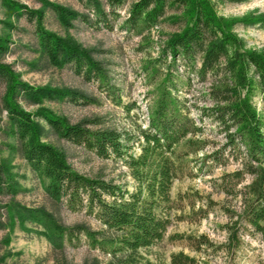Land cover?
Returning <instances> with one entry per match:
<instances>
[{
    "label": "trees",
    "instance_id": "obj_1",
    "mask_svg": "<svg viewBox=\"0 0 264 264\" xmlns=\"http://www.w3.org/2000/svg\"><path fill=\"white\" fill-rule=\"evenodd\" d=\"M40 1L43 4L40 9H31L18 0H0V3L12 15L35 21L40 47L53 65H71L86 80L97 81L102 90L115 98L116 104H122L120 95H116L118 87L93 51L70 33L61 36L44 25L46 8L56 13L67 30L73 27L74 20H88L89 16L50 0ZM85 1L97 17L116 13V8L126 2L108 0L109 11H106L101 0ZM169 10L176 12L170 16L171 20L183 24L169 35L159 55L148 65L155 81L161 80L156 83L155 96L148 105V122L138 133L108 126L93 128L89 120L72 122L46 107L36 113L27 111L19 103L22 97L35 103L68 99L93 104L97 99L74 88L25 83L20 73L4 60L10 50L11 36L0 32V83H5L2 104L9 122L3 132L19 140L31 168L41 179L48 180L46 190L54 200H65L74 211L85 210L102 228L93 229L83 223L66 226L45 208L14 200L6 204L11 225L18 222L23 229L36 230L56 249L78 245L85 236L92 248L110 255L107 264H165L156 263L141 251L162 242L172 224L175 181L198 174L199 170L191 165L235 162L241 168L223 173L215 183L226 195L242 198V212L232 213L230 221L223 225L228 232L226 243L215 244L208 235L200 234L188 236V246L200 253L226 252L228 262L234 264L235 257L249 245L245 233L259 234L264 243V109L259 110L254 102L259 95L264 104V51L246 48L233 30L237 21L246 25L264 24V14L227 19L218 15L210 0H136L124 26L131 31L151 29L167 17ZM5 25L10 29L15 26L10 19ZM195 79L202 85L200 98L204 101L201 107H196L197 117L192 115L189 97L181 95L179 89L183 85L189 88ZM124 107L130 111L133 105ZM39 119L62 139L83 146L103 159L121 160L132 177L131 188L127 182L76 170L64 150L43 140L45 127ZM208 123L221 134V142L214 143L205 137L213 130L207 127ZM136 144L137 153L133 151ZM248 176L252 180L244 184ZM20 188L9 160L0 157V191L16 195ZM209 210L199 207L193 213L203 219ZM170 264L209 263L182 250L171 255Z\"/></svg>",
    "mask_w": 264,
    "mask_h": 264
},
{
    "label": "rangeland",
    "instance_id": "obj_2",
    "mask_svg": "<svg viewBox=\"0 0 264 264\" xmlns=\"http://www.w3.org/2000/svg\"><path fill=\"white\" fill-rule=\"evenodd\" d=\"M18 1L31 9L43 8L40 0ZM50 1L74 8L89 16L88 20H74L73 27L67 30L56 13L51 8H46L44 25L48 30L61 36L70 33L85 48L93 51L94 56L108 69L111 82L118 87L116 95H120L122 104H116L115 98L102 90L97 81L86 80L76 73L71 65L65 67L53 65L40 47L35 21H29L25 16L18 18L15 14L12 15L11 11L0 3V32L9 33L11 36L10 50L4 60L20 73L25 83L37 87L74 88L97 99L93 104L74 103L68 99L62 101L45 99L35 103L22 97L19 103L31 113L46 107L68 117L72 122L89 120L93 128L108 126L138 133V129L148 122V105L155 96L153 90L156 83L161 80L158 78L155 81L150 75L148 65L159 55L169 35L181 29L183 23L174 22L170 18L176 12L169 10L167 17L151 29L131 31L124 26V21L136 0H126L124 5L116 8V13H108L105 17H97L85 0ZM101 1L106 11H109L108 0ZM210 1L218 15L227 19L264 14V0ZM8 19L15 25L13 29L5 25ZM233 30L243 39L246 48L264 51L263 23L246 25L242 21H237ZM189 88L186 85L179 86L181 95L189 97L188 104L191 106L192 115L197 117L196 107H201L204 103L200 98L202 85L195 79ZM4 91L5 83L1 82L0 157L9 160L12 173L21 188L16 195L0 191V264H107L111 259L110 255L92 248L85 236H82L78 245L68 244L63 249H56L44 236L35 232L36 230L23 229L18 222L11 225L6 204L14 200L26 206L45 208L66 226L83 223L93 229L102 228L99 221L85 210L74 211L67 206L65 200L61 202L54 200L46 190L48 180L41 179L31 168L21 152L19 140L3 132L9 125L7 112L2 104ZM254 102L259 110L264 109L259 95L254 98ZM126 104L133 105V108L127 111L124 107ZM38 121L45 127L43 140L64 150L68 162L76 170L89 176L113 179L120 183L127 182L131 188L132 177L121 160L103 159L83 146L60 138L43 119ZM211 125L208 123L207 127L213 130L206 133L205 137L214 143L221 142L223 137ZM133 151L135 153L139 151L137 144ZM191 167L197 168L199 173L193 177L178 179L173 185L172 224L164 240L141 252L154 259L156 263L170 264L171 255L184 250L209 264H233V261L228 262L229 254L226 252L215 253L208 250L209 252L200 253L193 251L187 241L190 235L206 234L215 244L226 243L228 232L223 225L230 221V216L234 215L232 213L237 215L242 212V198L226 195L218 190L215 183L223 173L240 169L241 165L230 162L228 165ZM251 180L252 177L248 176L244 184ZM199 207L210 209L206 218L195 217L193 211ZM28 226L34 227L31 223H28ZM176 234L183 237L172 238ZM244 235L249 245L243 249L239 257H235L234 264H264V243L260 235L252 236L248 233Z\"/></svg>",
    "mask_w": 264,
    "mask_h": 264
}]
</instances>
